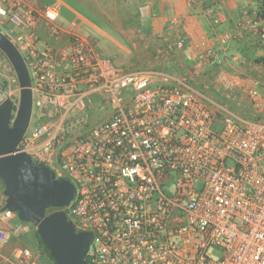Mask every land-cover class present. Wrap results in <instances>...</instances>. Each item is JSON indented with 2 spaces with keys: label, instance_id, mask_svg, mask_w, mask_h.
Returning <instances> with one entry per match:
<instances>
[{
  "label": "built area",
  "instance_id": "1",
  "mask_svg": "<svg viewBox=\"0 0 264 264\" xmlns=\"http://www.w3.org/2000/svg\"><path fill=\"white\" fill-rule=\"evenodd\" d=\"M251 2L257 10L245 7L216 40L256 37L264 72V0ZM57 18L56 7L36 9L35 0H0V32L25 63L30 121L38 117L17 152L72 184L59 210L91 235L85 264H264V121L225 112L218 123L195 91L115 67ZM209 57L201 42L195 70ZM245 95L264 106L256 87ZM96 107L98 122L88 113ZM5 199L0 187V264H40L35 226L4 209Z\"/></svg>",
  "mask_w": 264,
  "mask_h": 264
},
{
  "label": "crops",
  "instance_id": "2",
  "mask_svg": "<svg viewBox=\"0 0 264 264\" xmlns=\"http://www.w3.org/2000/svg\"><path fill=\"white\" fill-rule=\"evenodd\" d=\"M48 1L51 4L35 0V8L56 7V26L66 29L75 23L79 36L115 67L167 75L172 85L198 93L218 123L225 112L238 121H264V106L245 95L250 85L264 97L263 53L256 37L243 35L223 46L216 40L218 34L232 31L245 7L250 14L257 10L251 0ZM61 6L70 14V23L65 26L57 24ZM207 12L216 23L207 18ZM59 40L64 43V38ZM180 40H184L181 48L177 46ZM201 42H205L210 57L203 70L196 71ZM12 246L9 242L6 251ZM41 254L40 264H51Z\"/></svg>",
  "mask_w": 264,
  "mask_h": 264
},
{
  "label": "water",
  "instance_id": "3",
  "mask_svg": "<svg viewBox=\"0 0 264 264\" xmlns=\"http://www.w3.org/2000/svg\"><path fill=\"white\" fill-rule=\"evenodd\" d=\"M0 52L17 79L15 112L11 99H0V182L4 209L16 212L19 220L31 223L54 264H85L91 235L76 232L59 210L73 197L72 184L55 178L53 171L34 163L17 145L28 128L32 113V92L25 63L12 42L0 32ZM50 209L57 211L48 212Z\"/></svg>",
  "mask_w": 264,
  "mask_h": 264
},
{
  "label": "rangeland",
  "instance_id": "4",
  "mask_svg": "<svg viewBox=\"0 0 264 264\" xmlns=\"http://www.w3.org/2000/svg\"><path fill=\"white\" fill-rule=\"evenodd\" d=\"M46 3L45 4H51L50 1L48 0H44ZM67 1V0H66ZM60 12V18L59 21L57 22L58 25L60 26H65L67 24L70 23V14L68 12H66L64 10V7L61 6L59 9ZM60 23V24H59ZM61 23H63V25H61ZM81 34H83V30L79 31ZM15 74L13 72V69L11 68V65L9 64L8 60L2 55V53L0 52V88L4 85H6V90L5 91H1V97L0 99H5V98H9L12 100L13 105L16 109V105H17V100H18V84L17 83H13V80H15ZM8 85H10V89H11V94H8ZM15 112V110H14ZM35 112V111H34ZM99 110L98 107H96L95 109H93L92 111H88L90 117L92 118V120L94 122H98L99 120ZM38 122V117L36 114H34L31 118L30 121V128L37 125ZM171 189V186L168 185L166 187V191L168 194H170L171 192L169 191ZM210 253V257L212 259H214L215 261L218 260V258L220 257V253L217 251H209Z\"/></svg>",
  "mask_w": 264,
  "mask_h": 264
},
{
  "label": "trees",
  "instance_id": "5",
  "mask_svg": "<svg viewBox=\"0 0 264 264\" xmlns=\"http://www.w3.org/2000/svg\"><path fill=\"white\" fill-rule=\"evenodd\" d=\"M2 55H3V54H2ZM0 89H1L2 91H5V90H6V85L2 86ZM0 94H1V91H0ZM0 97H1V95H0ZM13 110H15V107L13 108ZM0 185H1V182H0ZM1 186H2V185H1ZM30 242H31V245H32L34 248L36 247L37 250L43 252V253L47 256V258L50 260V263H51V264H54L52 258L49 256L48 251H47L46 248L43 246V244L41 243V240H40V238H39L38 236H37L36 238L32 239V241H30Z\"/></svg>",
  "mask_w": 264,
  "mask_h": 264
},
{
  "label": "clouds",
  "instance_id": "6",
  "mask_svg": "<svg viewBox=\"0 0 264 264\" xmlns=\"http://www.w3.org/2000/svg\"><path fill=\"white\" fill-rule=\"evenodd\" d=\"M17 80V79H16Z\"/></svg>",
  "mask_w": 264,
  "mask_h": 264
}]
</instances>
